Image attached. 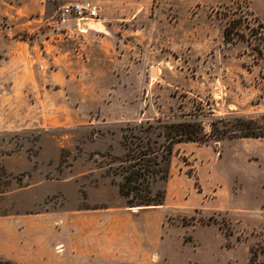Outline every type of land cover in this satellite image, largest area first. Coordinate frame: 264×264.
Masks as SVG:
<instances>
[{"label":"rangeland","instance_id":"rangeland-1","mask_svg":"<svg viewBox=\"0 0 264 264\" xmlns=\"http://www.w3.org/2000/svg\"><path fill=\"white\" fill-rule=\"evenodd\" d=\"M74 1L96 10L82 32ZM236 1L0 0V217L125 208L144 222L135 264H264V135L236 129L264 114V0ZM177 121L214 152L202 208L128 206L136 168L164 200L168 164L135 144L156 149Z\"/></svg>","mask_w":264,"mask_h":264},{"label":"crops","instance_id":"crops-1","mask_svg":"<svg viewBox=\"0 0 264 264\" xmlns=\"http://www.w3.org/2000/svg\"><path fill=\"white\" fill-rule=\"evenodd\" d=\"M212 150L191 141L173 144L164 203L147 213L156 216L171 196L178 200L183 194L191 196L185 207L192 203V208L201 209L208 188L206 176L215 177L210 162L203 159L214 158ZM194 181L199 197L193 195ZM142 221L125 208L82 209L45 218L1 216L0 258L19 264H135L144 249ZM58 245H62L59 254L55 252Z\"/></svg>","mask_w":264,"mask_h":264},{"label":"trees","instance_id":"trees-1","mask_svg":"<svg viewBox=\"0 0 264 264\" xmlns=\"http://www.w3.org/2000/svg\"><path fill=\"white\" fill-rule=\"evenodd\" d=\"M239 0L236 1L238 6ZM238 10L240 7L238 6ZM240 24L235 22L234 18L229 19L226 22V25L223 28V37L229 39V35L233 30L237 29ZM237 131L241 136H250V137H260L264 135V114L259 116V121L254 122L253 120H241V122L236 126ZM163 137V142L159 143L154 150H150L145 144V149L140 150L142 147L140 144H135V147L138 148L137 155L134 157V160L142 161L143 158H146L148 155L156 156L159 155V161L162 163L168 164V158L170 156L172 144L180 141H196L203 142L202 139V130L198 124L194 122L187 121H177L169 122L166 125H163V132L159 134ZM157 164V162H153ZM139 168L142 167V163L137 162L135 164ZM154 173L159 179H165L167 177V166L165 168H157L154 170ZM139 179L145 181V178L142 176V173L138 171V168L131 171H126L122 175V180L118 185V191L123 196H130L128 200V206L137 205V206H157L162 204L163 200V191H156L153 196H149L150 191L147 186L138 188ZM0 264H19L14 261L5 260L0 258Z\"/></svg>","mask_w":264,"mask_h":264},{"label":"built area","instance_id":"built-area-1","mask_svg":"<svg viewBox=\"0 0 264 264\" xmlns=\"http://www.w3.org/2000/svg\"><path fill=\"white\" fill-rule=\"evenodd\" d=\"M64 14H73L77 26H82L80 31H85V25L96 18V10L89 2L74 1L64 6ZM57 253L62 252V246L55 247Z\"/></svg>","mask_w":264,"mask_h":264},{"label":"water","instance_id":"water-1","mask_svg":"<svg viewBox=\"0 0 264 264\" xmlns=\"http://www.w3.org/2000/svg\"><path fill=\"white\" fill-rule=\"evenodd\" d=\"M86 26V25H85Z\"/></svg>","mask_w":264,"mask_h":264}]
</instances>
